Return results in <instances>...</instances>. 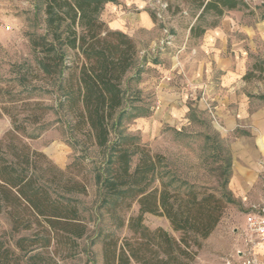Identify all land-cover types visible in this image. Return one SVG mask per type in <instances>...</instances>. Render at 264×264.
I'll use <instances>...</instances> for the list:
<instances>
[{
    "label": "trees",
    "instance_id": "trees-1",
    "mask_svg": "<svg viewBox=\"0 0 264 264\" xmlns=\"http://www.w3.org/2000/svg\"><path fill=\"white\" fill-rule=\"evenodd\" d=\"M43 1L48 29L53 40L60 42V49L56 50L52 42L46 43L40 67L50 76L60 74L64 81L61 89L73 116L72 130L106 153L103 168L96 172V180L107 195L104 199L113 198L114 206L123 200H129L127 207L131 201L138 204L137 213L127 219L130 235L120 245L112 240L108 246L111 251L104 249V264H190L227 205L234 202L226 187L227 173L220 194L186 180L174 185L173 178L164 180L159 174L162 154L151 153L134 142L133 136L120 134L110 143L111 129L121 123L122 81L134 64L136 43L128 34L108 28L100 19L104 4L114 0ZM190 1L198 9L195 21L207 13L218 17L226 10L247 7L244 0ZM261 16L264 18V12ZM189 30L200 35L205 28L192 24ZM67 50L77 59L75 77L64 76ZM8 105L0 104V116L8 114L12 125L0 141V209H5L13 230L32 231L31 237L16 240L20 250L53 246L54 253H58L64 247L67 250L62 255L66 257L87 228L77 199L70 196L87 192L84 179L69 171L71 166L77 168L82 164L74 161L61 169L42 151L32 148L23 138L37 136L28 134L27 124L37 125L40 118L31 114L18 120ZM133 153L138 160L130 170ZM155 180L158 184H153ZM146 213L165 217L172 233L161 226L145 225ZM41 255L35 253L29 259L37 264ZM46 264L57 262L48 255Z\"/></svg>",
    "mask_w": 264,
    "mask_h": 264
},
{
    "label": "rangeland",
    "instance_id": "rangeland-1",
    "mask_svg": "<svg viewBox=\"0 0 264 264\" xmlns=\"http://www.w3.org/2000/svg\"><path fill=\"white\" fill-rule=\"evenodd\" d=\"M135 1L148 10L157 29L163 27L168 33L175 34L177 43H181L185 34L192 35L189 30L192 24L205 28L207 32L221 27L227 36V51L232 52L231 48L234 46L241 55L243 78L250 82L248 91L255 90L264 95V19L261 18L264 0H244L246 8L226 10L218 17L207 13L198 21H195L198 9L190 0ZM44 7L43 0H0V104H11L8 106H11V112L18 120L31 114L40 118L41 123L37 125L27 124L28 134L37 136L23 139L32 148L42 151L51 162L61 169L74 161L82 164L77 168L71 166L69 171L84 179L87 192L71 193L70 196L77 199L87 228L85 234L77 239L72 253L66 257L62 255L67 250L64 247L59 248L58 253H54L53 246L47 249L37 247L24 252L15 242L22 236L31 237L32 231L13 230L8 214L1 208L0 264H33L29 256L35 253L42 254L41 258H37V264H46L48 255L57 264H104V249H107V253L111 251H108V246H111L112 240L120 245L122 239L130 235L127 219L137 213L138 204L131 201L127 207L129 200H123L114 206L113 198L110 197L107 201L104 199L107 195L96 180V172L103 168L106 153L87 142L82 134L72 130L73 116L64 101L65 96L61 89L64 81L60 79V74L50 76L40 67V59L45 58L46 43L52 42L56 50L60 49V42L53 40L52 32L48 29ZM200 35H192L191 42L198 43ZM76 60L73 52L67 50V69L64 73L66 78L70 74L75 77ZM136 72L133 66L123 78L125 101L119 109L123 111V115L120 125L111 129L110 143L120 134L133 136L134 142L145 146L151 153L163 155L159 174L164 180L173 178L174 185L186 180L220 194L221 183L228 170L229 152L226 142L214 132L209 116L201 107L195 106L192 125L184 126V132L172 133L170 127L163 125L159 137L154 128L142 129L141 124L132 121L128 110H123L129 103L128 96L136 90ZM11 126L9 115L2 114L0 141ZM205 134H209L208 140L204 137ZM2 151H5L3 146ZM5 154L9 157L7 152ZM137 160L138 155L133 153L130 170L134 169ZM153 184H158V181L155 180ZM242 217L243 213L236 211L235 218L238 223H241ZM143 222L150 228L161 226L172 233L167 219L163 216L146 213ZM38 232L40 236L41 232ZM204 242L205 240L190 264H220L226 263V259L241 264L242 258L235 250L229 252L224 250V246L219 248L213 245V241L207 245ZM243 258L245 262V254Z\"/></svg>",
    "mask_w": 264,
    "mask_h": 264
},
{
    "label": "crops",
    "instance_id": "crops-1",
    "mask_svg": "<svg viewBox=\"0 0 264 264\" xmlns=\"http://www.w3.org/2000/svg\"><path fill=\"white\" fill-rule=\"evenodd\" d=\"M100 18L108 28L131 36L137 46L131 67L137 71L136 90L123 107L133 122L142 129L154 128L159 137L163 125L178 134L192 125L193 108L198 106L209 116L217 137L226 142V187L234 202L226 207L204 245L213 241L216 247L235 250L241 264L243 254L252 264H264V235H251L245 224V214L253 206H264V95L248 91L250 82L243 78L240 53L234 46L232 52L227 51L221 27L204 31L196 44L191 42L194 34L189 33L177 43L176 35L163 27L157 29L148 10L135 0L107 2ZM204 137L208 140L209 134ZM236 211L243 213L241 223ZM226 260L220 264H235Z\"/></svg>",
    "mask_w": 264,
    "mask_h": 264
},
{
    "label": "built area",
    "instance_id": "built-area-1",
    "mask_svg": "<svg viewBox=\"0 0 264 264\" xmlns=\"http://www.w3.org/2000/svg\"><path fill=\"white\" fill-rule=\"evenodd\" d=\"M211 112V110H210ZM264 190V181L262 183ZM245 224L247 231L256 237L264 235V206H253L252 210L245 214ZM245 264H251V260H246Z\"/></svg>",
    "mask_w": 264,
    "mask_h": 264
}]
</instances>
